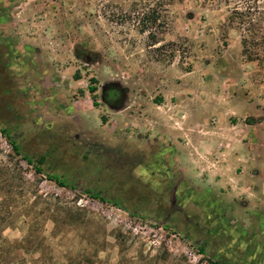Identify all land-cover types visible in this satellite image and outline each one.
<instances>
[{
	"label": "rangeland",
	"instance_id": "374dc122",
	"mask_svg": "<svg viewBox=\"0 0 264 264\" xmlns=\"http://www.w3.org/2000/svg\"><path fill=\"white\" fill-rule=\"evenodd\" d=\"M202 2L0 0V128L67 183L36 174L0 133V175L15 186L2 237L28 241L4 244L0 264H264V164L252 193L207 190L119 136V107L173 84L264 112V15L248 34L263 47L244 54L241 23ZM93 143L120 148L122 167L115 152L84 159Z\"/></svg>",
	"mask_w": 264,
	"mask_h": 264
},
{
	"label": "crops",
	"instance_id": "0c3cea01",
	"mask_svg": "<svg viewBox=\"0 0 264 264\" xmlns=\"http://www.w3.org/2000/svg\"><path fill=\"white\" fill-rule=\"evenodd\" d=\"M159 92L158 100L134 96L119 107V136L147 145L172 168L201 176L207 190L254 192L253 168L264 164V112L257 100L240 112L235 94L209 103L204 96L188 97L182 84ZM212 117L217 127L210 126Z\"/></svg>",
	"mask_w": 264,
	"mask_h": 264
},
{
	"label": "trees",
	"instance_id": "16d2710c",
	"mask_svg": "<svg viewBox=\"0 0 264 264\" xmlns=\"http://www.w3.org/2000/svg\"><path fill=\"white\" fill-rule=\"evenodd\" d=\"M262 0H203V4L207 5L209 7H215L217 4L223 3L226 5L227 9V19L229 21H239L241 23V30L243 31L244 35L241 39V46L243 49V53L247 54L250 49H254L255 51L259 50L261 47H263V44H257L254 40V38H251V40H248V34L250 36L254 35L256 27V22H258L261 17L264 15V11L260 9ZM247 25V26H246ZM245 26V27H243ZM258 56V55H256ZM257 59V58H256ZM253 60V59H250ZM259 60V59H257ZM94 88H89V93L91 94L93 106H96L95 100H94ZM0 133L3 135V137L8 141L12 152L15 156H21V149L18 143L15 140H12L9 136H7L6 131L2 128H0ZM82 150L86 152L84 159H87L88 155H93L96 157H102V154H105L109 158V155L112 152H115V154L118 155L117 158H119V164L121 163L123 155L121 154L122 150L119 148V152L112 150L111 148L104 146L99 143H93L91 145L85 144L82 145ZM116 155V156H117ZM49 154L41 155L40 157L34 159L32 157H28L25 155H22L21 160L26 162L27 165L32 167L34 172L39 175H46L47 179L49 181H52L56 183L60 187H66L67 183L65 180L59 175L58 173L54 172L53 169L46 170L45 167L47 166V157ZM122 167V164H120ZM122 169V168H121ZM134 180V178L132 179ZM15 186L13 183L9 182L7 179H4L0 175V192L4 194V198L0 200V259L2 258L3 248L2 246L4 244H9L12 249H17L18 251H23L25 247V243L27 244V240H20V241H13L9 242L6 239H3L2 233L5 228L9 227V217L11 216L10 212V203L11 200L9 199V196L12 192V189ZM91 192L94 191V189H90ZM101 201L103 199L98 198ZM114 203V202H112ZM202 253L204 252V249L201 248L200 250ZM37 262H40L41 259H37Z\"/></svg>",
	"mask_w": 264,
	"mask_h": 264
},
{
	"label": "flooded vegetation",
	"instance_id": "af4514ba",
	"mask_svg": "<svg viewBox=\"0 0 264 264\" xmlns=\"http://www.w3.org/2000/svg\"><path fill=\"white\" fill-rule=\"evenodd\" d=\"M161 176H163V174H161ZM165 183V182H164Z\"/></svg>",
	"mask_w": 264,
	"mask_h": 264
}]
</instances>
